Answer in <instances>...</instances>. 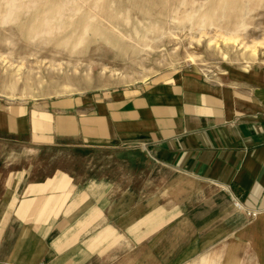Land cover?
Instances as JSON below:
<instances>
[{"label": "crops", "instance_id": "crops-1", "mask_svg": "<svg viewBox=\"0 0 264 264\" xmlns=\"http://www.w3.org/2000/svg\"><path fill=\"white\" fill-rule=\"evenodd\" d=\"M256 78L178 73L135 94L0 99V264H264ZM50 149L120 154L127 173L82 176L46 161Z\"/></svg>", "mask_w": 264, "mask_h": 264}, {"label": "rangeland", "instance_id": "rangeland-1", "mask_svg": "<svg viewBox=\"0 0 264 264\" xmlns=\"http://www.w3.org/2000/svg\"><path fill=\"white\" fill-rule=\"evenodd\" d=\"M232 33L237 41L225 39ZM178 73L264 84V0H0V99L8 103L135 94ZM45 160L86 177L127 173L120 154L102 150L50 149Z\"/></svg>", "mask_w": 264, "mask_h": 264}, {"label": "built area", "instance_id": "built-area-1", "mask_svg": "<svg viewBox=\"0 0 264 264\" xmlns=\"http://www.w3.org/2000/svg\"><path fill=\"white\" fill-rule=\"evenodd\" d=\"M236 206L241 209L242 208V205L239 203V202H236ZM258 211H247L246 214L249 216V217H256L258 215Z\"/></svg>", "mask_w": 264, "mask_h": 264}, {"label": "bare ground", "instance_id": "bare-ground-1", "mask_svg": "<svg viewBox=\"0 0 264 264\" xmlns=\"http://www.w3.org/2000/svg\"><path fill=\"white\" fill-rule=\"evenodd\" d=\"M48 32H49L48 30L45 31V33H48ZM238 37H239L238 35L232 33V34H230L229 36L225 37V39H228V40H229V39H230V40H231V39H233V40L235 39V40H236ZM236 41H237V40H236Z\"/></svg>", "mask_w": 264, "mask_h": 264}]
</instances>
